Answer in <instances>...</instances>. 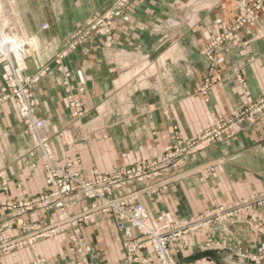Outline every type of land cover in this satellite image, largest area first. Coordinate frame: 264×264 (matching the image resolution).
Masks as SVG:
<instances>
[{
    "label": "crops",
    "instance_id": "0c3cea01",
    "mask_svg": "<svg viewBox=\"0 0 264 264\" xmlns=\"http://www.w3.org/2000/svg\"><path fill=\"white\" fill-rule=\"evenodd\" d=\"M3 1L8 7L0 10V22L18 36L32 38L37 55H10L11 64L0 62V99L8 95L12 70L20 79L33 78L29 102L45 122L56 161L74 163L72 170L85 180L159 159L176 139L189 142L231 117L247 100L264 95V1L254 19L238 25L232 39L218 49L212 67L202 54L204 47L236 25L237 9L256 0H130L103 31L75 49H67L66 42L109 11L113 0ZM207 76L216 84L202 96L198 89ZM70 97L81 104L80 116L74 115ZM31 150L17 101L1 100L4 238L18 235L23 223L56 217L49 209L16 215L1 208L47 190L43 159ZM205 164L214 166L207 177L197 173ZM170 178L165 189L139 199L158 230L263 193L264 114L255 124L189 156L162 179ZM79 236L84 256L60 234L19 247L0 257V264H159L149 247L138 250L134 261L130 246L141 237L129 227L119 230L112 218L96 216L79 229ZM183 240L187 245L182 249L169 245L178 264H264V207L241 212L233 224L190 232ZM212 242L218 248L205 249ZM205 252L213 255L201 256Z\"/></svg>",
    "mask_w": 264,
    "mask_h": 264
},
{
    "label": "built area",
    "instance_id": "2783aa9c",
    "mask_svg": "<svg viewBox=\"0 0 264 264\" xmlns=\"http://www.w3.org/2000/svg\"><path fill=\"white\" fill-rule=\"evenodd\" d=\"M129 1L114 0L109 11L91 19L84 29L74 34L67 46L74 48L89 36L103 31L116 13L127 8ZM258 8V3L250 8H240L235 20L236 25L223 30L204 47L202 54L211 67L218 49L232 39L238 25L254 19L255 10ZM13 50L17 52L16 49ZM4 56L9 59L8 55H0V57ZM33 82L34 79L31 77L18 78L12 70L7 77L8 95L2 101L7 97H13L17 101L19 118L32 140L31 155H37L43 159L42 168L48 188L24 201L5 203L1 205V208L16 215L33 210L49 209L56 213V217H51L44 222L23 223L19 234L11 238H4L0 228V257L8 255L19 247L32 246L40 240L50 239L60 234H65L77 253L84 256L85 243L79 236V229L93 223L96 216L102 215L114 219L119 230H126L129 227L137 231L142 240L130 246L134 261L137 260L138 250L149 247L159 264H177L171 255L170 244L182 248L187 245L183 238L188 233L207 229L222 221L232 223L239 213L247 209L264 207L263 192L226 208L205 210L194 217L175 222L164 230H158L150 223L147 211L139 201L141 195H153L172 183L174 178L164 180L163 176L179 168L189 156L226 137L235 135L244 126L256 123L264 114V95L247 100L235 114L227 119L216 121L195 139L185 143L176 139L172 148L159 159L137 161L120 170L97 173L92 180H85L78 172L72 170L74 163L60 165L56 161L44 134L45 122L35 115L29 102V89ZM215 84L216 80L212 77H205L198 93L206 96ZM69 102L74 115L80 116L83 110L79 101L70 97ZM213 171L212 164L197 168V173L203 177H207ZM148 181L155 182L147 185ZM84 201H89V204L84 205ZM75 206H79L78 212L74 211ZM218 245V243L204 244L206 249H212Z\"/></svg>",
    "mask_w": 264,
    "mask_h": 264
},
{
    "label": "rangeland",
    "instance_id": "374dc122",
    "mask_svg": "<svg viewBox=\"0 0 264 264\" xmlns=\"http://www.w3.org/2000/svg\"><path fill=\"white\" fill-rule=\"evenodd\" d=\"M114 1V0H113ZM263 1L264 0H256V1H254L253 3H251V4H247V5H245V7L247 8H250V7H253L254 5H256L257 3L259 4V8L257 9V10H255V13L258 11V10H260L261 8H262V5H263ZM130 2V1H129ZM112 6H113V2H112ZM111 6V7H112ZM244 7V8H245ZM238 11H239V9H237V13H238ZM237 13H236V16H237ZM255 13H254V17H255ZM0 23H2V22H0ZM5 25V24H4ZM9 26V25H8ZM87 26V24L82 28V29H84L85 27ZM8 28H11L12 30H14V28L12 27V26H9ZM42 28H45V27H42ZM13 35H14V37H10L9 38V40L10 41H12V40H15V39H17L18 40V42L20 43L21 42V44H25L24 46H28V51H30V54L29 55H27L26 57H29V56H34V55H37V47H36V43L33 41V39L32 38H27L26 36L25 37H22V36H18L17 35V33H15L14 31H13V33H12ZM220 34V33H219ZM74 36V35H73ZM73 36H72V38H73ZM92 36H95V35H91V36H89V37H92ZM88 37V38H89ZM15 38V39H14ZM72 38H71V40H72ZM87 39V38H86ZM86 39L84 40V41H86ZM70 40V41H71ZM84 41H82L80 44H82ZM30 43L31 44H33V45H31L30 46ZM80 44H78L77 46H79ZM66 47H67V49L69 48V49H75L77 46H75L74 48H71V47H69V46H67V42H66ZM30 49V50H29ZM27 51V50H26ZM18 52V51H17ZM16 51H14V50H12L9 54L10 55H19L20 57H22L23 55H25L24 53H23V55H21L22 53H21V51H19L18 53H17ZM10 55H9V59H7L5 56L4 57H0V62H5V63H7V64H11V62L9 61L10 60ZM25 57V56H24ZM24 78H26V77H24ZM7 87H8V85H7ZM30 90V89H29ZM7 96V95H6ZM5 96V97H6ZM4 98V97H3ZM2 98V99H3ZM2 99H0V101L2 100ZM255 124V123H254ZM253 125V124H252ZM145 196H147V195H145ZM232 206V205H231ZM217 208H219V207H217ZM215 209V208H214ZM209 210V209H208ZM205 211V210H204ZM203 212V211H202ZM200 214V213H199ZM240 214V213H239ZM237 216V215H236ZM194 217V216H193ZM191 218V217H190ZM236 218V217H235ZM189 219V218H188ZM184 220V219H183ZM181 221V220H180ZM178 222V221H177ZM233 223H235V219H234V221L232 222V223H228V222H224V221H222V222H218V223H216V224H214V225H217V224H233ZM172 225V224H171ZM184 241V240H183ZM212 243H217V242H212ZM204 246V245H203ZM219 246V245H218ZM218 246L216 247V246H214V248H212V250L213 249H216V248H218ZM184 247H185V245H184ZM205 247V246H204ZM178 248V247H177ZM183 248V247H182ZM182 248H178V249H182ZM206 249V248H205ZM209 250V249H208ZM172 255V254H171ZM173 256V255H172ZM173 258H174V256H173ZM174 260H175V258H174ZM176 261V260H175ZM177 262V261H176ZM178 264V263H177Z\"/></svg>",
    "mask_w": 264,
    "mask_h": 264
},
{
    "label": "bare ground",
    "instance_id": "6f19581e",
    "mask_svg": "<svg viewBox=\"0 0 264 264\" xmlns=\"http://www.w3.org/2000/svg\"><path fill=\"white\" fill-rule=\"evenodd\" d=\"M2 5H4V7L2 8ZM6 2L3 0H0V10L2 11H6ZM7 13V12H5ZM13 30L11 28H8L6 25H4V23H0V55H10V51L13 49H16L18 52L21 51V55H23V53L25 55H23L22 57L24 58V56L29 55L30 51H28V46H24L25 44H21V42L19 43L17 39L10 41L9 38L10 37H14V35L12 34ZM31 46V43H30ZM27 50V51H26ZM30 50V49H29ZM10 53V54H9Z\"/></svg>",
    "mask_w": 264,
    "mask_h": 264
},
{
    "label": "water",
    "instance_id": "95a60500",
    "mask_svg": "<svg viewBox=\"0 0 264 264\" xmlns=\"http://www.w3.org/2000/svg\"><path fill=\"white\" fill-rule=\"evenodd\" d=\"M213 255V252H205L201 256H210Z\"/></svg>",
    "mask_w": 264,
    "mask_h": 264
}]
</instances>
